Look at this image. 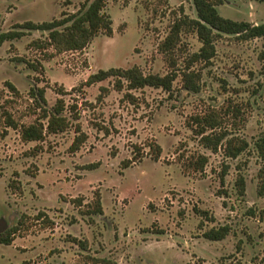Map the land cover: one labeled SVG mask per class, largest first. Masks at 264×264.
Returning a JSON list of instances; mask_svg holds the SVG:
<instances>
[{
	"label": "rangeland",
	"instance_id": "rangeland-1",
	"mask_svg": "<svg viewBox=\"0 0 264 264\" xmlns=\"http://www.w3.org/2000/svg\"><path fill=\"white\" fill-rule=\"evenodd\" d=\"M86 1L0 0V32L74 13ZM217 8L228 18L264 22V0H221ZM105 9L112 35L99 32L83 50L56 52L43 30L0 48V116L8 111L20 124L33 122L41 112L34 87L45 89V106L63 98L66 114L78 116L41 141H24L1 118L0 233L20 228L11 244L0 242V264H92L89 256L117 264H264V161L256 145L264 137V38L217 35L211 61L190 68L200 74L196 92L184 87L183 71L202 47L197 31L180 32L172 58L160 49L181 16L197 17L193 0H109ZM135 65L146 74L177 70L172 90L118 89L112 77L83 84L99 69ZM213 112L222 124L205 134L248 140L238 157L202 143L204 124L194 116ZM81 133L87 137L73 149ZM97 191L103 214L86 211ZM223 225L230 227L224 239L205 236Z\"/></svg>",
	"mask_w": 264,
	"mask_h": 264
},
{
	"label": "trees",
	"instance_id": "trees-1",
	"mask_svg": "<svg viewBox=\"0 0 264 264\" xmlns=\"http://www.w3.org/2000/svg\"><path fill=\"white\" fill-rule=\"evenodd\" d=\"M109 0H87L82 7L74 13H64V16L54 18L49 21L35 22L32 20L24 23H18L8 31L0 32V48L6 41H15L22 38L28 33V30H43L47 31L48 36L44 43L53 46L56 52H64L68 50H83L99 32H105L107 35L113 33V18L106 11V5ZM221 0H193L194 7L197 12V17H191L187 14L181 16L173 25L172 31L166 39L160 44V49L172 58V52L177 46L180 39V32L186 27L191 26L195 29L202 42V47L199 51L191 55L190 62L183 71L184 87L199 91L200 84L198 79L200 74L194 70H190L192 64L196 61L210 62L216 54L215 39L220 33L236 34L241 39H252L262 37L264 38V22L254 24L249 21L235 20L225 17L220 14L217 4ZM264 56V51H263ZM176 62L172 60L174 66ZM35 66V65H34ZM178 72L172 69L167 74L149 73L146 74L139 66H132L128 68L110 67L107 69H99L92 73L88 79L83 82L84 85H91L108 78H114L115 86L122 89L125 83L128 89H138L145 86H153L162 88L166 91H171ZM10 88L18 92L17 87L9 83ZM106 89V87H102ZM64 92V89H61ZM32 97L36 101V109L40 108L41 112L36 119L29 124H20L13 115L4 111L0 116L5 120L7 126L19 129L21 138L24 141H41L45 139L47 133H58L67 130L72 125L73 120L78 119L77 115L70 117L66 114L65 99L59 98L56 104L49 108L44 105L46 102L44 88H32L30 91ZM130 96H132L130 94ZM134 99V98H133ZM75 109V106H72ZM73 118V119H72ZM194 120L198 123L204 124L199 129L202 134L201 140L205 147L217 151L221 146H224L225 154L229 157L236 158L249 146V141L240 136L228 137L225 132H211L206 133L209 128H216L221 126L222 118L216 113H208L206 116H194ZM204 122V123H203ZM76 128L81 131V126L77 123ZM87 135L81 133L77 135L72 147L79 149L81 144L85 141ZM224 142V143H223ZM224 144V145H223ZM258 152L264 161V137L256 142ZM151 150L156 151V156L159 157L162 152V147L159 144H151ZM207 161V157L203 156L198 161V167H203ZM92 167L94 166L91 165ZM225 171H223L222 178H224ZM238 185L241 193L245 192L246 182L244 176L238 178ZM258 194L264 195V163L259 169L258 173ZM75 202L82 205V200L76 198ZM86 211L91 214H103L104 208L101 194L96 192V197L93 203L88 204ZM207 213L206 210L202 211ZM43 212L39 213L36 218L40 219ZM19 225L12 227L0 233V242L4 244H11L15 240V235L19 229ZM230 227L223 225L220 227H213L205 232V236L211 240H221L229 233ZM83 247L87 246L86 241H81ZM89 263L92 264H117L108 257H88Z\"/></svg>",
	"mask_w": 264,
	"mask_h": 264
},
{
	"label": "flooded vegetation",
	"instance_id": "flooded-vegetation-1",
	"mask_svg": "<svg viewBox=\"0 0 264 264\" xmlns=\"http://www.w3.org/2000/svg\"><path fill=\"white\" fill-rule=\"evenodd\" d=\"M1 220H2V219H1ZM1 220H0V221H1Z\"/></svg>",
	"mask_w": 264,
	"mask_h": 264
}]
</instances>
